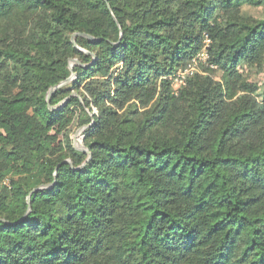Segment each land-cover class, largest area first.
<instances>
[{"label":"trees","instance_id":"obj_1","mask_svg":"<svg viewBox=\"0 0 264 264\" xmlns=\"http://www.w3.org/2000/svg\"><path fill=\"white\" fill-rule=\"evenodd\" d=\"M205 37L216 69L174 93ZM263 61L264 0H0V264L178 262L151 246H192L209 204L214 264H264V96L241 70ZM88 172L107 175L110 220ZM178 188L192 211L173 210Z\"/></svg>","mask_w":264,"mask_h":264},{"label":"rangeland","instance_id":"obj_2","mask_svg":"<svg viewBox=\"0 0 264 264\" xmlns=\"http://www.w3.org/2000/svg\"><path fill=\"white\" fill-rule=\"evenodd\" d=\"M243 14L250 16L252 18H260L263 16V10L259 8H253L245 6L243 9ZM201 51V50H200ZM199 51V52H200ZM207 52V51H206ZM190 61L189 63H191ZM187 63V65L189 64ZM208 56L207 58H200L196 62V70L194 72H202L203 74L208 73L205 69L209 67L211 69H216L215 66H211L208 64ZM186 65V66H187ZM185 66V67H186ZM183 69V68H181ZM180 70V69H179ZM241 70L244 76L252 83H255L258 86V96H264V61L261 66L257 67H246L244 65L241 66ZM211 75L215 79L220 78V72L215 70V73H211ZM191 76V75H189ZM189 76H186V80ZM175 78H173V82L171 85V90L177 92L181 86L175 84ZM186 82V81H185ZM75 120L70 123L69 125V139L71 140L72 144L73 141H76L78 146H83L82 137L75 134L83 127H78L76 125ZM62 137L60 135L56 136V140L54 145H57V141L61 140ZM107 175L105 173H95V172H88L83 181V188H82V195L86 197L87 202L91 205L93 212L100 213L106 220L111 219V197L109 193L104 190L103 186L99 183L100 180L106 178ZM88 179V180H87ZM0 185L7 186L10 188V178L4 177L0 180ZM2 191V190H1ZM0 191V192H1ZM8 192V191H6ZM63 211H67L74 207V201L69 203H62L60 201L55 202ZM174 211H179L181 213H188L192 211L193 204L187 200L183 194V191L179 188L177 189V196L176 200L172 205ZM213 205L209 204L207 209L204 213H200L197 215L196 219L192 224L189 226V229L196 231L195 240L192 246L187 247V245L183 244V240L179 237L173 246L170 249L158 248L155 245L151 246V249L154 251H159L160 256L162 259L167 260L170 259L172 256L178 254L181 255V259L178 262H171L170 264H214L219 262L224 256V249L221 244H219V233L214 232L210 228V224L213 221Z\"/></svg>","mask_w":264,"mask_h":264},{"label":"built area","instance_id":"obj_3","mask_svg":"<svg viewBox=\"0 0 264 264\" xmlns=\"http://www.w3.org/2000/svg\"><path fill=\"white\" fill-rule=\"evenodd\" d=\"M209 43V39L207 37H205L204 43L202 45L201 51L197 53V55L192 58V62L189 63L186 67H184L183 69H180L177 71V73L174 76V80H175V84L177 85H184L185 81H186V76L192 75L194 73V70H196L195 66H196V62L198 59L200 58H207V46ZM174 92V91H173ZM176 93V92H174ZM81 137V135H79ZM76 138V136H75Z\"/></svg>","mask_w":264,"mask_h":264},{"label":"water","instance_id":"obj_4","mask_svg":"<svg viewBox=\"0 0 264 264\" xmlns=\"http://www.w3.org/2000/svg\"><path fill=\"white\" fill-rule=\"evenodd\" d=\"M76 35H84V36H87L88 38L91 39V37H90L89 35H86V34H83V33H75V34H73V35L71 36V41H72L73 43H74V37H75ZM74 45H75V44H74ZM75 61H76V59H72V60H71L72 63L75 62ZM72 63L70 64V66L72 65ZM73 75H74V74H71L67 79H65L64 81H62V82L59 83L58 85L52 87V88L49 90L48 94H47V101H49L50 93H51L55 88H57V87H59V86L65 84L67 81H69V80L73 77ZM64 102H65V100H64ZM82 129H83V128H81L79 131H77L76 134H75V136H76V135H81V131H82ZM81 137H83V136L81 135ZM74 140H76V138H74ZM73 146H74V148H75L76 150H79V151H82V152L87 153V154H88V159L90 158L91 154H90V152L88 151L87 148H85L84 146H78V145L76 144V141H73ZM63 162H64V163H69V164L73 167V165H72V161H71V160L65 159ZM85 163H86V161L83 162L80 166H78V167H76V168H78V169H79V168H82V167L85 165ZM39 188H41V187L35 188L34 191H36V190L39 189ZM27 201H28V200H27Z\"/></svg>","mask_w":264,"mask_h":264}]
</instances>
